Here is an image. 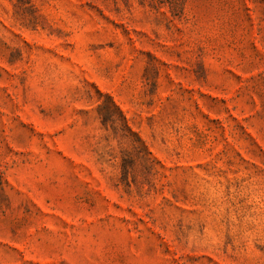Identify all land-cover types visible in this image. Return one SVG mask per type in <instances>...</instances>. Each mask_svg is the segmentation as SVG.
I'll use <instances>...</instances> for the list:
<instances>
[{
  "label": "rangeland",
  "instance_id": "rangeland-1",
  "mask_svg": "<svg viewBox=\"0 0 264 264\" xmlns=\"http://www.w3.org/2000/svg\"><path fill=\"white\" fill-rule=\"evenodd\" d=\"M0 264H264V0H0Z\"/></svg>",
  "mask_w": 264,
  "mask_h": 264
}]
</instances>
